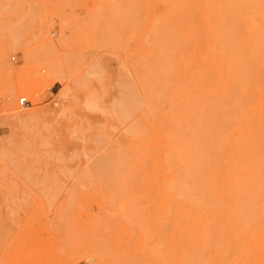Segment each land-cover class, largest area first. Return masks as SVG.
<instances>
[{
  "label": "rangeland",
  "instance_id": "374dc122",
  "mask_svg": "<svg viewBox=\"0 0 264 264\" xmlns=\"http://www.w3.org/2000/svg\"><path fill=\"white\" fill-rule=\"evenodd\" d=\"M191 2L0 0V264H209V261L211 264H239L241 259L240 264H264V232L261 233L262 228L264 230V190L256 192L260 199L256 195L255 201L258 200L263 211L258 223L257 219L252 223L250 220L241 221L242 217L256 218V211L239 210L236 203L235 210H232V205L225 199L229 194L241 196L238 193L243 186L239 185L245 178V182L252 176L250 181L256 178L264 180V158L260 160L258 156L253 161L250 156L254 152H244L243 160L247 161L244 165L255 162L247 169L238 163L242 161L238 157L241 158L240 153L243 152L227 151L219 156L215 145L213 150L199 157L202 165L197 164L198 157H194L196 161L190 158L192 136L190 138L185 131L188 124L187 129L192 130L193 117L195 121L201 117V120L207 119L208 109H204V100L211 104L212 99L208 95L211 91L215 98L227 92L229 103L235 100L240 105L243 100V108L236 113L241 114L245 110L252 123L263 124L264 107L263 112L261 109L253 114L248 110L254 88L251 85L243 88L245 85H238L239 82L236 87L227 81L235 74L231 68L233 64L236 66L243 62V66L238 67L242 70L248 68L243 60L246 56L249 60L252 48L248 44L241 47L242 56L236 48V51L231 50L235 54L230 55L229 49L220 52L216 47L218 39L225 38L217 36L213 31L216 27L212 26L213 22L217 26L220 18L216 13L213 16L208 7L212 4V8L219 9L221 0ZM183 6L191 8L187 10ZM178 9L182 11L181 17ZM171 12L172 15H168ZM173 15L184 20L183 40L178 47L176 42H172L173 47L167 46L166 49L169 43L167 32L170 30L169 27L166 30L165 25ZM167 16L170 18L166 19ZM261 29L256 28L252 38L254 33L255 37L264 33V28ZM256 31H260L259 34L256 35ZM160 33L165 35L162 37ZM163 40L162 44L160 41ZM161 45L170 51L164 58H173L167 64L161 56L164 49L158 50ZM170 48L174 49L176 56ZM261 51L258 49L260 65L256 71L253 70L254 57L245 60L248 65L253 61V66L249 67L251 70H247L255 71V74L264 73V49L262 54ZM156 53H160L159 57ZM154 56L157 61L151 58ZM151 72H155L154 77ZM144 75L146 84L142 81ZM261 80L259 96L264 87V78ZM148 90L152 91L151 95ZM249 90L251 94L247 99ZM241 91L244 92L243 97ZM263 91L264 88L261 98L264 97ZM154 93L158 94L157 98H154ZM147 94L149 97L146 98ZM23 97L28 105L22 107L18 102ZM149 98L152 99L150 104ZM183 99L187 104L188 100L191 101L187 119L179 117L181 111L175 107L182 103L186 105ZM7 100H10V105L5 102ZM157 100H160V105H157ZM200 110L204 113L201 114ZM173 112L176 116L172 115ZM17 114L25 117L13 118ZM153 118L155 122L162 120H159L160 124H152ZM176 120L181 121L180 130L185 127L187 137L184 133L183 141V132L179 136L173 134L177 130ZM185 120L188 121L186 125ZM226 120L224 127L222 123L220 127L217 125L219 137L222 133L229 135L231 142L238 139L237 145L245 143L251 124L248 125L240 116L239 124L236 123L237 118L235 120L232 114ZM170 127L174 128L171 133ZM173 135H176V141ZM260 140L259 143L263 141ZM185 153L189 155L188 159ZM256 162L260 178L255 172ZM192 166L201 168L199 173L205 177L206 184L200 176L197 179L195 176V182ZM210 184L216 186L213 193ZM246 193L252 194L250 190H243L242 194L248 195ZM212 194L216 205L211 200ZM220 202L224 207L219 205ZM207 206L211 209L207 210ZM230 211L240 221L229 220V225L226 224L228 212L232 215ZM259 223L262 227L256 226ZM248 230L250 235H247ZM220 231L227 232L223 234L226 240L230 235L236 253L230 241L228 246L231 249H226L224 241L222 244ZM251 232L255 234L252 236ZM237 248L243 251L237 252ZM236 258L238 260L235 261Z\"/></svg>",
  "mask_w": 264,
  "mask_h": 264
},
{
  "label": "bare ground",
  "instance_id": "6f19581e",
  "mask_svg": "<svg viewBox=\"0 0 264 264\" xmlns=\"http://www.w3.org/2000/svg\"><path fill=\"white\" fill-rule=\"evenodd\" d=\"M134 1V0H133ZM195 1V0H194ZM192 2H193V0H192ZM192 2H191V4H192ZM220 2V1H219ZM221 2H222V6L219 8V9H217V7H216V9L215 8H212L211 7V5H209V7H208V11H210L212 14H213V16L215 15V13H216V15L218 16L217 18H220V20H218V25L216 26L215 25V22H213V27H216V28H214L213 29V31L215 32V33H217V36L219 35V36H222L223 38H225V39H218V42H217V49L220 51V52H224L223 51V49H229L230 50V55L231 54H235V53H232V49L233 50H235L236 51V49H237V51L238 50H240V52H239V54L241 55V47H243L244 45H246V44H248V46L250 45V47L252 48L251 49V51L252 52H250V54H251V56H253L254 58H253V60H255V63H254V66H253V64H252V62L253 61H251V63H249L250 65H251V67L253 66V70H255L256 71V69H258V65H260V64H258V58H259V56H258V54H259V52H258V49H259V51H260V49L262 50L261 51V54H262V52H263V49H264V33H262L260 36L259 35H257V33L258 32H260V31H256V35H257V37H255V33H254V38H252V33L254 32V30L256 29V28H260V30H263V29H261V27H263L264 28V0H221ZM135 3H136V1H135ZM188 3V2H187ZM218 3V2H217ZM190 4V2L188 3V5ZM219 4V3H218ZM217 4L215 3V6H216ZM191 6V5H190ZM189 6V7H190ZM177 7V6H176ZM175 6H174V8H176ZM179 7V6H178ZM185 7H187L186 5H185ZM184 6H183V8H185ZM189 7L188 8H185V9H187V10H189ZM180 8H181V6H180ZM179 8V9H180ZM191 8V7H190ZM178 9V10H179ZM172 10H175V9H172ZM191 10V9H190ZM171 11V10H170ZM180 11L181 10H179V13H180ZM176 12H177V10H176ZM182 12V11H181ZM192 12V11H191ZM170 13V12H169ZM110 14V13H109ZM176 14V13H175ZM189 14V13H188ZM212 14H211V16H212ZM168 15H172V12H171V14H168ZM168 17V16H167ZM166 17V19H169L170 17H168L167 18ZM180 17H181V13H180ZM179 16L177 17H174V15L169 19V21L167 22V20L165 21L164 19V22L166 23H168V24H166L165 25V28H166V30L168 29L167 27H169V32H167L168 34H169V37H166L167 39H168V42L169 43H167V45H166V42H165V47H166V49L168 48V47H170V46H172L173 47V45H171L172 44V42L174 43V42H176L177 43V47L180 45V43H181V41L183 40L182 39V31H183V22H184V20H179V18H180ZM193 18H194V14H193ZM214 18V17H213ZM161 21V20H160ZM187 21V20H186ZM193 22H194V20H193ZM197 22V21H196ZM209 22V21H208ZM160 23V22H159ZM162 25H163V21H162V23H161ZM168 25V26H167ZM162 27V30H164L163 29V27H164V25L163 26H161ZM212 27V28H213ZM190 28H192V26L190 27ZM193 28H194V24H193ZM192 28V29H193ZM171 29L173 30V34H172V31H171ZM189 29V28H188ZM192 29H189V30H192ZM165 30V31H166ZM257 30H259V29H257ZM164 31V32H165ZM195 31V30H194ZM170 32H171V34H170ZM163 33V32H162ZM193 32L191 31V34H192ZM190 34V33H189ZM259 34V33H258ZM159 35H161V33L159 34ZM165 35V33L163 34V35H161L162 37ZM195 35V34H194ZM215 35V34H214ZM190 36V35H189ZM259 36V37H258ZM194 37V36H193ZM184 38H185V36H184ZM192 38V37H191ZM167 39H165V41H167ZM154 40V39H153ZM253 40V41H252ZM155 41V40H154ZM190 41V40H189ZM252 41V42H251ZM160 42H162V44H163V42H164V40L163 41H160ZM185 42H187V40H186V38H185ZM197 42V41H196ZM157 44V43H156ZM159 44V43H158ZM161 44V43H160ZM159 44V45H160ZM187 45V44H186ZM214 45H215V43H214ZM168 46V47H167ZM198 46H199V44H198ZM234 48H236V49H234ZM159 49H161V50H163L164 49V52H162V54H161V56L163 55V61L164 60H167L166 61V63L165 64H167L169 61H170V59L171 60H173V58L172 57H170L169 56V58H164L165 56L164 55H167V53L169 52L170 53V51L168 50H166L165 48H163V46L161 45V48H158V50ZM171 50H172V53H174V55L176 56V54H175V51L173 52V50L174 49H172V48H170ZM245 49V48H244ZM244 49H242V51L244 50ZM247 49V50H246ZM245 50L246 51H248V48H246ZM253 49H255L254 51H253ZM175 50H177V48L175 49ZM227 50H226V52H227ZM167 51V52H166ZM244 52V51H243ZM161 53V52H160ZM160 53H159V55H160ZM166 53V54H165ZM157 54V56L159 57V55H158V53H156ZM221 54V53H220ZM238 54V53H237ZM173 55V56H174ZM243 55V54H242ZM241 55V56H242ZM245 55H246V53L244 54V57H245ZM151 56V55H150ZM156 56V55H155ZM155 56L154 57H151L152 59L153 58H155ZM174 56V57H175ZM181 56V55H180ZM233 57H235L234 55H232ZM232 56H230L229 58H232ZM251 56L249 57V60L251 59L252 60V58H251ZM149 57V56H148ZM264 57V56H263ZM150 58V59H151ZM246 58V59H245ZM244 58V65H245V67H246V65H247V67L249 68L250 67V65H248V63H245V60H248L247 59V56ZM159 59V58H158ZM227 59V58H226ZM241 59H242V57H241ZM161 62H162V57H161ZM175 60V59H174ZM248 60V61H249ZM152 61V60H151ZM150 61V62H151ZM154 61H157V59L155 58V60ZM154 61L152 62V64L154 63ZM182 61V60H181ZM234 60H232V62H233ZM238 61V60H237ZM257 61V62H256ZM262 61H263V59H262ZM149 62V63H150ZM158 62H159V60H158ZM239 62V61H238ZM237 62V63H238ZM229 64L231 63V62H228ZM236 62H235V64H237ZM240 63V62H239ZM155 64H158V63H155ZM165 64H163V62H162V65L164 66ZM175 64V63H174ZM174 64H172V65H174ZM186 63H184V65H185ZM189 63L187 62V64L186 65H188ZM233 64V63H232ZM147 65H148V63H147ZM158 65H160V63L158 64ZM161 65V66H162ZM241 66H243V62L240 64ZM240 65H234L233 64V66H231V68L234 70V73L235 74H233V77L231 78V76H230V78H231V81H229V77H228V82H230V83H232V85H237L238 84V82H239V84L238 85H240V84H244L245 86L243 87V88H247L248 86H252V88H254V89H252L253 91H252V93H254V97L251 99V105H250V109H248L249 111H251V114H253V113H257V112H259V111H261V109H262V107H264L263 105H264V97H262L261 98V95H262V88H264V87H262L261 88V94H260V96H259V84L260 83H262L261 81V79H263L264 78V73H261V74H255V71H254V73L253 72H251V71H249V70H247V69H245V70H242V67H238V66H240ZM148 66H150V65H148ZM155 66V65H154ZM162 66V67H163ZM180 67V66H179ZM250 67V68H251ZM166 68V67H165ZM167 68L170 70V67L169 66H167ZM174 68H175V66H174ZM184 68V66L182 67V69ZM188 68V67H187ZM231 68H230V66H229V71L231 72ZM249 68V69H250ZM261 68H262V66H261ZM162 69V68H161ZM263 69V68H262ZM163 70V69H162ZM167 70V69H166ZM173 71H174V69H172ZM172 70H171V72H172ZM178 70H179V68H178ZM186 70H189V69H186ZM251 70V69H250ZM153 72V71H152ZM151 72V73H152ZM183 72V71H182ZM263 72H264V70H263ZM168 73V72H167ZM184 73V72H183ZM187 73V72H186ZM189 73V72H188ZM154 74H155V72L154 73H152V75H153V77H154ZM166 74V73H165ZM169 74V73H168ZM168 74H167V76H168ZM204 74H205V77H207V75H206V73L204 72ZM203 74V75H204ZM223 74V73H222ZM151 75V76H152ZM156 75H157V73H156ZM163 75H164V72H163ZM163 75H162V77H163ZM172 75V74H171ZM202 75V77H204ZM229 75H231V74H229ZM140 77H141V75H140ZM140 77H139V79H140ZM144 80L142 79V81H144V83H145V79H146V75H144ZM205 77L204 78H202V79H204L205 80ZM158 79V78H157ZM165 79H166V76H165ZM236 80V81H234V83L235 84H233V82H232V80ZM147 80V79H146ZM162 79H160V81H161ZM261 80V81H260ZM199 81H202V80H199ZM198 81V82H199ZM166 82V81H165ZM147 83H148V81H147ZM200 83V82H199ZM199 83H197V84H199ZM146 84V83H145ZM145 84H144V87H145ZM149 84H150V82H149ZM206 84V83H205ZM163 85H165L164 84V82H163ZM171 85V84H170ZM227 85L228 84H226V87H227ZM150 86V85H149ZM174 85H172L171 87H173ZM176 86V88H177V85H175ZM198 86V85H197ZM155 87V86H154ZM188 86H186V88H187ZM196 87V86H195ZM199 87V86H198ZM228 87H229V85H228ZM237 87V86H236ZM236 87H235V91H236ZM148 89H149V87H147ZM152 88H153V86H152ZM163 88H164V86H163ZM175 88V89H176ZM188 88H190V87H188ZM202 88V87H201ZM250 88V87H249ZM248 88V89H249ZM172 89V88H171ZM192 89V88H191ZM233 89V88H232ZM232 89L230 90V91H232ZM248 89H245V90H248ZM153 90V89H152ZM164 90V89H163ZM162 90V91H163ZM192 90H194V89H192ZM195 90H196V88H195ZM242 91L244 90V89H241ZM174 91V90H173ZM177 91H179L178 90V88H177ZM177 91H175V94H176V92ZM185 91V90H184ZM189 91V90H188ZM191 91V90H190ZM189 91V92H190ZM199 91H200V89H199ZM241 91V92H242ZM152 92V91H151ZM151 92H149V90H148V93H149V95H151L150 93ZM182 92V91H181ZM248 92V91H247ZM264 92V91H263ZM161 93V92H160ZM174 93V92H173ZM184 93H186V92H184ZM203 93V92H202ZM211 93H212V91H211ZM211 93H208V95H209V97H211V104H209V102H207L206 100H204V99H201V97H200V99L202 100L201 102H203V100H204V102H205V107H204V109L206 108V109H208L207 110V119L205 118V119H203V120H201L202 119V117L199 119V121L197 120V118H196V120L197 121H195V118L193 117V119H194V121H193V125H192V130H188L187 128H188V126H189V124H188V121L186 122V120L184 121V125H186L185 123H187L188 124V126L186 127V129H185V131L187 132L188 131V136L191 138V136H192V144H193V150H192V153L190 152V158H192L191 160H194V161H196L195 160V158L194 157H198V159H199V157H201V155L203 154V153H205L206 151L208 152V150H213V148H214V146L216 145V148H218L217 150H218V152L217 153H219V156H221L222 154H221V152H227V151H229V152H231V151H233V152H243V154H241L240 153V155H241V158L240 157H238V160H241L242 159V161H243V163H242V161L241 162H238V163H240V164H246V162L247 161H245V160H243V156H244V152H254L255 153V155H254V153L251 155L250 153V157H253V161H255L256 159H254V158H258V156H259V158H260V160H261V158L263 159L264 158V154L262 155V153H264V126H263V124H264V121H263V124H261L260 122L259 123H255V122H253L252 123V118L251 117H249V115H248V112H245V110L243 111L242 110V115L241 114H237L236 112H237V110L239 109V112H240V110H241V108H243V107H241V102L243 101H239L240 102V105H239V103H236V101L234 100L233 102H231V103H229L228 102V99H229V95L227 94V92H224L223 94H222V96H218V97H214L213 96V94L211 95ZM243 93L244 92H242V97H243ZM136 94V93H135ZM146 93H144V95H145ZM155 94V93H154ZM154 94H153V96L152 97H154ZM183 94V93H182ZM188 94V96H189V93H187ZM230 94V93H229ZM248 94V97H247V99H249V95L251 94L250 93V90H249V92L247 93ZM137 95V94H136ZM157 95L158 94H155V97L154 98H157ZM179 95V94H178ZM191 95V94H190ZM207 95V94H206ZM253 95V94H252ZM138 96V95H137ZM159 96L161 97V95L159 94ZM174 96H176V95H174ZM192 96V95H191ZM200 96V95H199ZM198 96V97H199ZM234 96V95H233ZM134 97V96H133ZM147 97H149L148 96V94L146 95V98ZM194 97H196V96H194ZM213 97V98H212ZM7 98V97H6ZM188 98V97H187ZM134 99H136L135 97H134ZM133 99V101L134 102H136V100H134ZM140 99V98H139ZM150 99V98H149ZM199 99V100H200ZM210 99V98H209ZM182 100V99H181ZM191 100V99H190ZM154 102H155V100H153ZM158 101V100H157ZM157 101H156V104H157ZM183 101H185L186 102V100L185 99H183ZM5 102H7V105H10V100H7V101H5ZM148 102V101H147ZM160 102V100L158 101V103ZM191 102V101H190ZM190 102H189V100H188V104H187V102H186V105H184V103H182L183 105H180V107H178V106H175V104H174V106L176 107V108H178V110H180L181 111V115H179V113H177V115H179V117L181 116L183 119H187V118H189L190 117V113L188 112V106H189V104H190ZM207 102V103H206ZM137 103H138V101H137ZM150 103H152V99H150V102H149V104ZM177 103H179V102H177ZM249 103V102H248ZM263 103V104H262ZM197 104V103H196ZM203 105H204V103H202ZM209 104V105H208ZM238 104V105H237ZM262 104V105H261ZM152 105V104H151ZM153 105H154V103H153ZM157 105H160V103L159 104H157ZM173 105V104H172ZM206 105H207V107H206ZM25 106H27V105H25ZM156 105H154V107H155ZM246 106V105H245ZM23 107V106H22ZM195 107V105L193 106V108ZM247 107V106H246ZM245 107V108H246ZM173 108V107H172ZM195 109V108H194ZM206 109H205V111H206ZM173 110V109H172ZM178 110H177V112H178ZM189 110H190V108H189ZM191 110L193 111V109L191 108ZM174 111V110H173ZM204 111V110H203ZM200 112H201V114H203L204 112H202L201 110H200ZM262 112H263V109H262ZM187 113V114H186ZM245 113V114H244ZM230 114H232L234 117H235V120H236V118H237V122L236 123H238V117L240 116L241 117V119H243L248 125H250L251 124V127H249V128H251V130H249V132H248V136L246 137V142H245V140L243 139V137L241 138L240 137V140H244V142L245 143H241L240 142V140H239V144L240 145H237L238 143H237V140L238 139H236V140H234V141H236V142H231V140L229 139V135H228V137L227 136H224V135H226V134H222L221 132V135L220 136H222V137H219V135H218V131H217V129H218V126L219 125H221V123H222V126H223V123H224V126L226 125V118L230 115ZM243 114H244V116H243ZM173 116L175 115L176 116V112L174 113L173 112V114H172ZM246 115V116H245ZM248 115V116H247ZM262 115H263V113H262ZM171 116V115H170ZM193 116H194V113H193ZM24 118L25 117V115L24 116H22V115H20V114H17V115H13V118ZM232 117V116H231ZM255 117V116H254ZM151 118V117H150ZM199 118V117H198ZM152 119V118H151ZM158 119V118H157ZM165 119V118H164ZM168 119H169V121H170V118L168 117ZM167 118H166V120H168ZM175 119H176V117H175ZM183 119H182V121H183ZM232 119H233V117H232ZM156 120V119H155ZM159 120L160 119H158V122H155L154 121V118H153V122H152V124L153 123H158V124H160L159 123ZM162 120V119H161ZM160 120V121H161ZM173 120V119H172ZM172 120H171V122H172ZM189 120V119H188ZM242 120V121H243ZM169 121H168V123H169ZM179 122V123H178ZM181 121L180 120H176V122H175V124H176V127H175V129H177L176 131L174 130V132H173V134H177L178 136L179 135H181V133L183 132V134H182V136H181V138L183 137L184 139H185V137H184V133H185V131H184V128L182 129V130H180V127H181V123H180ZM228 122V121H227ZM151 123V122H150ZM245 123V124H246ZM179 124V125H178ZM239 124V123H238ZM237 124V125H238ZM241 124H243V122L241 123ZM166 125L168 126L167 127V129L169 128V125L170 126H172L171 125V123H169V125L166 123ZM218 125V126H217ZM229 125V124H228ZM162 126V123H161V125H160V127ZM173 126H174V122H173ZM223 126V127H224ZM220 127V126H219ZM159 127H157V129H158ZM161 129H162V127H161ZM170 129H171V127H170ZM174 128H172L171 130H170V133H171V131L173 130ZM244 129V128H243ZM180 132H179V131ZM223 130V129H222ZM137 131V130H136ZM245 131H246V129H245ZM244 131V132H245ZM163 132V131H162ZM176 132V133H175ZM179 132V133H178ZM161 133V132H160ZM166 134H167V132H165ZM186 134V137H187V133H185ZM243 134H245V133H243ZM172 135V134H171ZM197 135V136H196ZM193 136H194V138H193ZM140 137V136H139ZM259 137H261V138H259ZM137 138V137H136ZM168 138H169V136H168ZM172 138L174 139V138H176V135L174 136H172ZM183 138H182V141H183ZM235 139V138H234ZM261 139V140H260ZM175 140V139H174ZM191 140V139H190ZM259 140L260 141H262L261 143H259ZM172 141V140H171ZM176 141V140H175ZM178 141V140H177ZM161 142V141H160ZM186 143L188 142V139L185 141ZM174 143V142H173ZM186 143H185V146H186ZM189 144H191V142H189ZM171 145V144H170ZM188 145V144H187ZM190 146L191 145H189V148H190ZM191 147V148H192ZM178 148V147H177ZM188 148V149H189ZM138 149V148H137ZM186 149V148H185ZM184 148H183V150H184V152H188V150H185ZM177 150V149H176ZM183 150H182V152H183ZM138 151V150H137ZM170 151V150H169ZM189 151H190V149H189ZM166 152H168V151H166ZM181 152V153H182ZM238 153V154H239ZM145 154H146V152H145ZM172 154V153H171ZM177 154V153H176ZM186 154V156L185 157H187V153H185ZM221 154V155H220ZM189 156V155H188ZM261 156H263V157H261ZM181 157V156H180ZM179 157V158H180ZM245 157V156H244ZM219 158V157H218ZM240 158V159H239ZM248 158V157H247ZM181 159V158H180ZM187 159H188V157H187ZM198 159H197V164H199L200 162H203V161H200V159H199V161H198ZM249 159H251V158H249ZM165 160H166V156H165ZM190 160V159H189ZM190 160V161H191ZM228 160V159H227ZM216 161H219V160H216ZM245 161V162H244ZM249 161V160H248ZM252 161V162H253ZM192 162V161H191ZM261 161H258V163H260ZM263 162V161H262ZM180 163V162H179ZM196 163H194L193 162V166H196ZM234 163H235V161H234ZM255 163V162H254ZM254 163H252V164H254ZM181 164V163H180ZM188 164H189V162H188ZM191 164V163H190ZM201 165H202V163H200ZM207 164H209L208 162H207ZM240 164H239V167H241L240 166ZM249 164L250 163H247V165H244L246 168L248 167L249 168ZM252 164H250V165H252ZM174 165V164H173ZM201 165H199V167H201ZM204 165V164H203ZM259 165V164H258ZM258 165H257V162H256V164L254 165V167H255V169H256V174L258 173V171H257V169H259V167H258ZM192 166V167H193ZM209 166V165H208ZM232 166H234V164L232 165ZM261 167H262V165H260ZM198 167V168H199ZM235 167H237V166H235ZM235 167H230V169L232 168V169H236ZM196 168L195 169V167H193V169H192V171H194L193 172V174H194V180H195V176H196V179H197V177L198 176H200V180L203 178V180H204V182H205V177H203L202 176V174H200L199 173V170H201V168ZM229 168V167H228ZM243 168V167H242ZM247 168V169H248ZM253 168V167H252ZM101 169V168H100ZM103 169V168H102ZM105 169V168H104ZM245 169V168H244ZM254 169V170H255ZM263 170H264V166H263V168H262ZM262 169H260V172H261V170ZM197 170V171H196ZM240 170V169H239ZM238 170V171H239ZM251 170V169H250ZM123 171V170H122ZM125 171V170H124ZM226 171V170H225ZM235 171H237V169L235 170ZM241 171H248V170H241ZM252 171V170H251ZM250 171V172H251ZM105 171H103V173H104ZM107 172H109L108 171V169H107ZM253 172V174H254V171H252ZM185 173V172H184ZM195 173H198V175H196ZM230 173V172H229ZM222 174V173H221ZM225 174H226V172H225ZM225 174H223V175H225ZM228 174V173H227ZM248 174H250V173H248ZM252 174V173H251ZM264 174V173H263ZM128 175V174H127ZM230 176V175H229ZM228 176V177H229ZM257 176L259 177V175L257 174ZM256 176V177H257ZM103 177V176H102ZM118 177V176H117ZM180 177V176H179ZM183 177V176H182ZM231 177V176H230ZM253 177V176H252ZM252 177H251V179H252ZM105 178V177H104ZM122 178V177H121ZM227 178V177H226ZM239 179H240V177H238ZM242 178V177H241ZM254 178H255V176H254ZM260 178V177H259ZM263 178V177H262ZM101 179V178H100ZM103 179V178H102ZM235 179V178H234ZM238 179V180H239ZM243 179H244V177H243ZM251 179H249L247 182H245V180H246V178L242 181V179H241V181L243 182V184H240L239 185V187H242L243 186V189H241V192L240 193H238V194H241V196H236L235 195V197H232V195L231 194H229L230 196H226V198L225 199H227V204H228V202H229V204L230 205H232V206H230V207H232L233 209L232 210H235L234 209V207H235V203H236V206H237V204H239L238 205V208L237 209H239V210H243V209H245V210H250L251 211V213H252V211L253 212H257L256 214V216H255V214H254V217H256V218H245V217H242L241 218V221H243L244 222V220H250V222L252 223V221L255 219H257V223H258V220L259 219H262L261 218V214L263 213V211H262V208H261V204H258L259 202H258V200H257V202L255 201V199H257L256 198V195H258V199H260V195H259V193L257 194L256 192L257 191H263L264 190V180L263 179H259V180H257V178H256V180L254 181H250ZM107 180V179H106ZM115 180H116V177H115ZM185 180V179H184ZM179 181V180H178ZM224 181H225V179H224ZM240 181V180H239ZM108 182V181H107ZM195 182H196V180H195ZM199 182V181H198ZM211 182H212V180H211ZM223 182V181H222ZM238 182V181H237ZM236 182V183H237ZM106 183V182H105ZM110 183V182H109ZM165 183V182H164ZM177 183V182H176ZM192 183H194V181L192 182ZM202 183V182H201ZM235 183V187H237V185H238V183L236 184ZM185 184H186V182H185ZM195 184H197V183H195ZM205 184H206V182H205ZM208 184V183H207ZM121 185V184H120ZM128 185V184H127ZM187 185V184H186ZM199 185V184H198ZM200 185H202V184H200ZM212 184H210V186H211ZM216 185V184H215ZM219 185V184H218ZM107 186V185H106ZM178 186V185H177ZM176 186V187H177ZM203 186H204V184H203ZM108 187V186H107ZM119 187H121V186H119ZM201 187V186H200ZM216 187V186H215ZM214 186H211L210 187V189H211V193H213L214 192V188H215ZM174 188V187H173ZM199 188V187H198ZM203 188V187H202ZM207 188H209L208 186H207ZM223 188L225 189V187H224V184H223ZM114 190H115V188H113ZM117 189V188H116ZM209 189V190H210ZM238 190H240L239 188H237ZM246 189V191H248L249 192V190H250V192L252 193V194H250V196H249V193H246V194H248V195H243L242 193H243V190H245ZM247 189H249V190H247ZM171 190V189H170ZM121 191V190H120ZM237 192V191H236ZM230 193V192H229ZM264 192H262V194H263ZM197 194V193H196ZM199 194V193H198ZM201 194H204L203 192L201 193ZM227 195H228V193H226ZM261 194V193H260ZM160 195V194H159ZM204 196H205V194H204ZM204 196H203V199H204V201H205V198H204ZM119 197V196H118ZM202 198V196L200 197V199ZM208 198V197H207ZM209 199V198H208ZM216 198H214V194H212V199L211 200H213L214 201V205H216V200H215ZM121 200V199H120ZM224 200V199H223ZM264 200V199H263ZM119 201V200H118ZM226 202V201H225ZM261 202V201H260ZM212 203V202H211ZM223 204H226V203H224V202H222ZM210 203H208V205H209ZM205 205V204H204ZM219 205H221V206H223L222 204H221V202H220V204ZM264 204L262 203V206H263ZM218 206V205H217ZM211 207V206H210ZM224 207V206H223ZM222 207V208H223ZM207 208V210H210L211 208H208V206L206 207ZM213 208V207H212ZM216 208V207H215ZM191 209V208H190ZM229 210H231V209H229ZM245 210H244V212H245ZM250 211H248L249 213H250ZM216 212V211H215ZM231 212V211H230ZM222 213V212H221ZM232 213V215L228 212V220H227V223L226 224H228L229 222V220L231 221V222H236V221H238L239 220V217L237 218V217H235L234 218V216H236V215H234L233 214V212H231ZM236 213V212H235ZM167 214V213H166ZM215 214V213H214ZM217 214V213H216ZM226 214V213H225ZM238 214V213H237ZM217 215H219V214H217ZM244 215H245V213H244ZM248 215V214H247ZM215 216V215H214ZM226 216V215H225ZM224 216V217H225ZM243 216V215H242ZM257 216H260V218H257ZM264 216V215H263ZM247 217V216H246ZM223 219V218H222ZM238 219V220H237ZM143 221H145V220H143ZM163 221V220H162ZM165 221H166V219H165ZM216 221V220H215ZM240 221V220H239ZM247 221H245V223L246 224H248L247 223ZM263 221H264V219H263ZM213 222H214V218H213ZM249 222V221H248ZM209 223L211 224V221H209ZM251 223H249V224H251ZM167 224V223H166ZM226 224H224V225H226ZM230 224H234V223H230ZM221 225V224H220ZM229 225V224H228ZM261 226L262 227V225L259 223V224H257L256 226ZM146 226V225H145ZM161 226H162V224H161ZM216 226V225H215ZM247 226V228L249 227L248 225H246ZM245 226V227H246ZM254 225L252 224V229L253 230H255L254 229V227H253ZM163 227H164V225H163ZM213 227H214V225H213ZM208 228H210V227H208ZM249 228H251V226L249 227ZM141 229V228H140ZM228 229V228H227ZM154 230V229H153ZM153 230H152V232H153ZM156 230H157V228H156ZM257 230H259L258 228H257ZM257 230H256V232L255 233H257ZM141 231H143V229H141ZM211 231H213L212 229H211ZM216 231V230H215ZM228 231H230V230H228ZM249 231V230H248ZM252 231V230H251ZM206 232V231H205ZM207 232H208V230H207ZM207 232H206V235H207ZM264 232V230H263V228H262V230H261V233H263ZM145 233V232H144ZM220 233H221V231H220ZM227 233V232H226ZM225 233V231L223 232V233H221L222 234V236H223V234L225 235L226 234ZM249 234H247V235H250V231L248 232ZM255 233H253V232H251V235L253 236ZM228 234H231V232H229ZM232 234H235V233H232ZM259 234H260V231H259ZM159 235H161V234H159ZM204 235V234H203ZM219 235V234H218ZM240 235V234H239ZM205 236V235H204ZM210 237V235H207V237ZM246 236V235H245ZM245 236H243V238H245ZM262 236V235H261ZM150 237H151V234H150ZM156 237V236H155ZM154 237V238H155ZM162 237H163V235H162ZM218 237V236H217ZM221 237V236H220ZM242 237V236H241ZM251 237V236H250ZM164 238V237H163ZM205 238H206V236H205ZM226 237H224L223 236V239H222V237H221V239H222V244H223V241H224V243H225V246H226V249L229 247V249H231L230 248V246H228V241H230V243L229 244H231L233 247H234V245L232 244L233 242H231L232 241V239H229V238H231L230 237V235H229V237H227L228 239L226 240L225 239ZM233 238H234V236H233ZM248 238V237H247ZM146 239V238H145ZM221 239H220V241H221ZM243 240V239H242ZM254 240V239H253ZM259 240V239H258ZM162 241V240H161ZM207 241V240H206ZM219 241V242H220ZM227 241V242H226ZM233 241H235V239L233 240ZM260 241H262V240H260ZM163 242V241H162ZM218 242V243H219ZM238 242V241H237ZM243 242V241H242ZM241 242V243H242ZM244 242H246V241H244ZM147 243V242H146ZM209 243V242H208ZM238 244V243H237ZM205 245V244H204ZM209 246V245H208ZM223 246V245H222ZM217 247V246H216ZM215 247V248H216ZM240 247V246H239ZM242 247V246H241ZM244 248V247H243ZM264 248V247H263ZM217 249V248H216ZM238 249V248H237ZM243 251L242 250V248L240 249H238V251L237 252H239V251ZM227 251V250H226ZM232 251V250H231ZM234 253H236V250H235V247H234ZM232 251V252H233ZM238 254V253H237ZM189 255V254H188ZM241 255V254H240ZM199 256V255H198ZM225 256V255H224ZM243 256V255H242ZM238 258L240 257V256H237ZM189 258H190V256H189ZM198 258V257H197ZM238 258H236L235 259V261L236 260H238ZM229 259V258H228ZM162 260V259H161ZM230 260H232V259H230ZM243 260H244V258H243ZM246 260V259H245ZM240 262L242 261V259L241 260H239ZM162 262H164V261H162ZM226 262V261H225ZM240 262H238L239 264H240ZM206 263V262H205ZM214 263H215V261H214ZM216 263H217V261H216ZM245 263V262H244ZM247 263V262H246ZM249 263V262H248ZM128 264V263H127ZM165 264V263H164ZM207 264V263H206ZM209 264H211V262L209 261ZM222 264V263H221ZM234 264V263H233Z\"/></svg>",
  "mask_w": 264,
  "mask_h": 264
},
{
  "label": "built area",
  "instance_id": "2783aa9c",
  "mask_svg": "<svg viewBox=\"0 0 264 264\" xmlns=\"http://www.w3.org/2000/svg\"><path fill=\"white\" fill-rule=\"evenodd\" d=\"M18 104L20 106H25V105H28V101H27V99L25 97H23V98L19 99ZM79 264H82V263H79Z\"/></svg>",
  "mask_w": 264,
  "mask_h": 264
}]
</instances>
